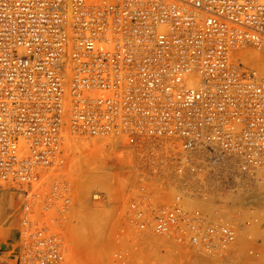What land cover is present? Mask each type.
Listing matches in <instances>:
<instances>
[{"label": "built area", "instance_id": "obj_1", "mask_svg": "<svg viewBox=\"0 0 264 264\" xmlns=\"http://www.w3.org/2000/svg\"><path fill=\"white\" fill-rule=\"evenodd\" d=\"M253 49L264 53V0H0V185L24 193L14 264H64L71 134L114 137L105 145L134 157L138 178L115 187L116 260L148 245L227 254L235 221L184 199L206 198L202 171L223 177L232 159L264 203V63L245 61ZM161 139L172 144L157 155ZM165 169L174 180L155 181Z\"/></svg>", "mask_w": 264, "mask_h": 264}, {"label": "rangeland", "instance_id": "obj_2", "mask_svg": "<svg viewBox=\"0 0 264 264\" xmlns=\"http://www.w3.org/2000/svg\"><path fill=\"white\" fill-rule=\"evenodd\" d=\"M89 139L92 140V138ZM88 151L85 153L82 151L81 153L76 152L68 171L69 175H73L70 177L75 183L74 191L76 194L74 207H72L68 217L65 218V222L62 224V233L66 237L67 245L64 264H264V203L260 201L261 193L259 190H252L253 187L245 186L242 179L236 177L234 170L229 171V168L225 165L218 167V170H222V175H225L223 177L213 175L208 170L202 171L200 182L211 185V182L207 180L208 176H211L217 181V185L210 186L212 190H208L206 198L197 197L196 199L207 201L202 203L204 207H207V210H212V213L218 200L219 203L221 202L220 205L223 206V217L231 216L233 221L237 217L238 222L235 221V223L239 234L227 254L224 256L208 255L190 246L174 252L173 250L148 245L128 257L124 263H120L113 256V252L117 248L114 238L117 228V214L114 203L122 199V196H119L120 191L116 190L115 187L131 178L136 180L138 172L131 165V160L122 155L121 151L112 149L103 153L98 148L94 153ZM86 153L88 156L91 154L92 158L88 157ZM95 155L96 160L93 159ZM165 170V172L162 170L160 174L155 175L154 180L157 182L174 180L175 172L173 171L171 174L172 170ZM183 182L186 185H193L191 181L184 180ZM230 182H233V185H230ZM94 190L104 191L106 196L102 203L91 199L90 196ZM4 191L11 192L12 196L9 198L13 200V206L3 208V201L8 197L4 194L0 195V264H14L17 244L22 233L20 220L24 195H18V192H20L18 190L0 185V192ZM256 191L260 194H257ZM186 198L190 201L192 195ZM193 198L195 199V196ZM229 211L234 213V216ZM248 215H251V217H248ZM247 217L257 222L246 224L244 219H247ZM2 239L5 242L2 243ZM7 247L8 249H6Z\"/></svg>", "mask_w": 264, "mask_h": 264}, {"label": "bare ground", "instance_id": "obj_3", "mask_svg": "<svg viewBox=\"0 0 264 264\" xmlns=\"http://www.w3.org/2000/svg\"><path fill=\"white\" fill-rule=\"evenodd\" d=\"M244 59H245V61L247 60L248 62H251V61H254V63L255 64H257V63H259V64H263L264 63V53L263 52H261V51H259V50H257V49H253L249 54H246V55H244ZM74 134L72 135H70V144H71V146L72 147H75L76 146V150H78L79 151V153H81V151L83 152V153H85L86 151H88L89 153L90 152H95L96 151V149L98 148V149H101V151L103 152V153H105V152H107V150H111V149H113V147H114V143H112V142H114L115 141V138L114 137H108V136H105V137H97V138H93V137H89V138H92V140L91 139H89V138H80V137H75L76 138V140H73L72 138H74ZM72 137V138H71ZM113 140H112V139ZM162 141H163V145L162 146H158L157 148H161V150L162 151H157V152H155V154H157V155H159V154H161V153H163L164 151H165V149H167L168 147H170L171 146V142H168V141H166L165 139H161ZM109 141V143H111V145L113 146H109V145H105L106 144V142H108ZM125 141H123V143H124ZM72 143H75V145H73ZM90 147H91V149H90ZM115 148V147H114ZM85 150V151H84ZM93 150V151H92ZM168 150V149H167ZM77 151V152H78ZM122 151V150H121ZM87 152V153H88ZM130 152H131V150H130ZM130 152L129 151H124V152H121V154L122 155H124L125 157H128L129 158V160H131L130 158H134L133 157V155H132V153H131V155H130ZM86 153V154H87ZM102 154V153H101ZM80 155V154H79ZM99 155V154H98ZM83 156V155H82ZM86 156V155H85ZM87 156H88V154H87ZM156 156V155H155ZM84 157V156H83ZM88 157H90V158H92V156H91V154H90V156H88ZM95 157H96V155L95 156H93V159L94 160H96L95 159ZM86 158V157H85ZM101 158H103V157H101ZM232 158V157H231ZM92 159V160H93ZM72 160H73V158L71 159V161H70V163H69V165H70V168H71V163H72ZM92 160H87V161H89V162H91ZM100 160H103V159H100ZM99 161V160H98ZM97 161V162H98ZM131 162H134V160H131ZM92 164V163H91ZM90 164V165H91ZM96 164V163H95ZM225 166H227L228 168H229V171H231L232 172V170H234L233 169V167H234V163H233V161H232V159L231 160H228V161H226L225 162ZM90 168V167H89ZM96 168V167H95ZM90 170V169H89ZM92 170V169H91ZM78 171H79V169H78ZM76 172V171H75ZM90 172V171H89ZM79 173V172H78ZM74 174V173H73ZM227 174V173H226ZM67 175H68V177H69V179L70 180H72L71 179V175H69V172L67 173ZM80 175V174H79ZM89 175V174H88ZM130 175V174H129ZM73 176V175H72ZM75 176H76V173H75ZM125 176V175H124ZM209 178H207V180L208 181H210L211 182V185H208V184H206L205 185V187H210V186H212V185H217V181L216 180H214L211 176H208ZM128 179V178H127ZM130 179V178H129ZM133 180V178H131L130 180H128V181H125V182H123V183H121V184H119L118 185V187H120V188H123L124 186H126L128 183H129V181H132ZM176 180V179H175ZM90 182H91V180H89ZM93 182V181H92ZM73 184H74V187H75V183H74V181H73ZM235 184V183H234ZM107 185V184H106ZM224 186V185H223ZM240 186V185H239ZM227 189V188H226ZM75 190V189H74ZM18 191H20V190H18ZM260 191V190H259ZM20 192H22V191H20ZM257 192V191H256ZM22 194L24 195V193L22 192ZM212 194V193H211ZM210 194V195H211ZM257 194H260V193H258L257 192ZM168 195H170V193H168ZM198 196V195H197ZM208 196V195H207ZM223 196V195H222ZM24 197V196H23ZM187 201H189V200H187V198L186 199H184V202L186 203V205L188 206L189 204H188V202ZM99 203H102V201H98ZM116 203H114L115 204V206H116V208L118 209V210H120L122 207L121 206H117V202L118 201H115ZM191 202V205H193V206H198V207H201V208H203L206 212H207V214L208 215H210L212 218L213 217H218V216H220V217H222L223 216V212H222V208H223V206L222 205H220V203L218 202V200L216 201V203H215V207H214V212L212 213L210 210H207V207L205 206L204 207V205H203V203L202 202H205V201H203V200H200V199H196V197H195V199L192 197V200L190 201ZM207 202V201H206ZM205 202V203H206ZM213 203H214V201H213ZM207 205H208V203H207ZM226 207H228V206H226ZM212 208V207H211ZM91 210V209H90ZM229 213L231 214V215H233L234 216V213H232L231 211H229ZM100 214V213H99ZM117 214V213H116ZM115 214V215H116ZM218 214V215H217ZM228 216V215H227ZM85 217V216H84ZM89 217V216H88ZM248 217H251V215H248ZM247 217V218H248ZM90 218H92V217H90ZM227 218H232L233 219V217H227ZM96 219V218H95ZM79 220V219H78ZM86 221V220H85ZM236 223L238 222V219H237V217H236ZM244 222L247 224V219L245 218L244 219ZM255 222H257V221H253V220H251L250 221V223H255ZM90 223V222H89ZM100 223V222H99ZM236 223L234 222V224L236 225ZM258 224V223H257ZM89 225V224H88ZM254 226V225H253ZM257 226V225H256ZM237 227V226H236ZM243 227H244V225H243ZM255 227V226H254ZM253 227V228H254ZM245 228V227H244ZM252 228V229H253ZM251 229V228H250ZM249 229V230H250ZM257 229V228H256ZM255 230V229H254ZM95 232H96V230H94ZM252 231V230H251ZM238 227H237V237H238ZM86 235V234H85ZM150 239V240H149ZM161 238H158L157 236H155V235H153V236H150V237H148L147 239H146V241H150L151 243L153 242V243H158L159 241L158 240H160ZM237 240V239H236ZM236 240L234 241V243L236 242ZM238 242V241H237ZM90 246V245H89ZM92 246V245H91ZM242 246V245H241ZM193 248V247H192ZM158 249V248H157ZM193 249H195V248H193ZM196 250V249H195ZM159 251V250H158ZM241 256V255H240Z\"/></svg>", "mask_w": 264, "mask_h": 264}, {"label": "crops", "instance_id": "obj_4", "mask_svg": "<svg viewBox=\"0 0 264 264\" xmlns=\"http://www.w3.org/2000/svg\"><path fill=\"white\" fill-rule=\"evenodd\" d=\"M18 193H19L18 195L22 194V192H18ZM3 194L6 195V197H8V198L5 199V201H3L2 207L3 208H5L6 206L8 208L12 207L13 206V203H12L13 200H11V198H9L10 196H12L11 192L10 191L0 192V195H3ZM1 242L2 243L5 242L4 239H2ZM7 246H8V243H7ZM6 249H8V247Z\"/></svg>", "mask_w": 264, "mask_h": 264}]
</instances>
